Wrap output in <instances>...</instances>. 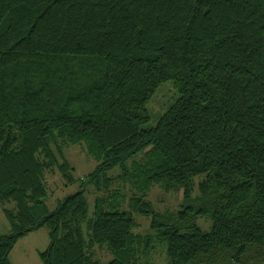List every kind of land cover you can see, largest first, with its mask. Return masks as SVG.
<instances>
[{
  "label": "trees",
  "instance_id": "16d2710c",
  "mask_svg": "<svg viewBox=\"0 0 264 264\" xmlns=\"http://www.w3.org/2000/svg\"><path fill=\"white\" fill-rule=\"evenodd\" d=\"M167 81L178 97L143 127ZM70 145L97 163L82 177ZM56 173L79 186L50 210ZM154 185L180 208L156 210ZM7 203L0 264L43 227V264H154L160 245L166 264H264V0H0Z\"/></svg>",
  "mask_w": 264,
  "mask_h": 264
},
{
  "label": "rangeland",
  "instance_id": "374dc122",
  "mask_svg": "<svg viewBox=\"0 0 264 264\" xmlns=\"http://www.w3.org/2000/svg\"><path fill=\"white\" fill-rule=\"evenodd\" d=\"M178 97V92L174 87L173 81L163 83L150 99L147 108L151 114V120L144 124L143 127H151L156 125L159 118L169 108V106ZM66 157L76 168L77 176H84L89 173L97 164L96 161L87 154L86 149L82 145H70L65 149ZM48 180V197L47 205L50 210L56 208L58 200L77 191L79 184L72 186H64V181L59 173L49 174ZM90 202V209L92 213L94 198L93 194L88 196ZM150 200L154 208L158 211H166L167 209L176 210L180 208L182 199V192L165 191L160 186L154 185L146 196ZM4 206H11L10 204L0 205V235L10 231V224L6 218L3 208ZM139 226L136 231L140 233H148L150 231V219L147 216L137 214L135 215ZM198 225L204 231H209L212 227V220L207 217L199 216L197 218ZM49 244V230L43 227L22 237L15 245L10 254L12 264H43L40 251L45 250ZM100 258L109 260L112 255L106 250H99ZM165 246L160 245L155 253L154 264H166Z\"/></svg>",
  "mask_w": 264,
  "mask_h": 264
}]
</instances>
